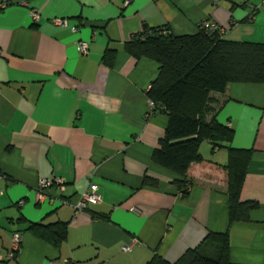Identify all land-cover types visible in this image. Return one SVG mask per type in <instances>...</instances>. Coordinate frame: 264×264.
Wrapping results in <instances>:
<instances>
[{
	"label": "crops",
	"instance_id": "1",
	"mask_svg": "<svg viewBox=\"0 0 264 264\" xmlns=\"http://www.w3.org/2000/svg\"><path fill=\"white\" fill-rule=\"evenodd\" d=\"M0 4V264H146L155 254L175 262L210 231L226 230L231 264H264V83H231L213 94L218 119L235 129L232 145L253 150L241 199L259 207L229 225L226 174L217 166L227 162V148L201 144L216 165H194L195 183L183 197L175 174L152 158L168 124L162 110L148 113L160 65L125 48L147 27L191 34L204 20L228 39L264 42L263 0ZM32 10L40 13L36 21ZM58 17L68 25H56ZM80 41H88L87 54ZM108 48L116 50L111 65L103 61ZM51 177L64 178V187L40 198L41 180ZM145 177L159 184L145 185ZM91 183L101 201L76 211ZM56 222L67 223L59 245L29 229ZM14 232L22 241L8 258Z\"/></svg>",
	"mask_w": 264,
	"mask_h": 264
},
{
	"label": "trees",
	"instance_id": "2",
	"mask_svg": "<svg viewBox=\"0 0 264 264\" xmlns=\"http://www.w3.org/2000/svg\"><path fill=\"white\" fill-rule=\"evenodd\" d=\"M256 9L246 19L251 20ZM125 48L138 59L150 58L160 65L148 96L155 109L166 113L168 124L153 151V160L175 174L174 183L186 197L195 183L192 167L203 163L216 165L200 153L201 144L209 141L213 152L226 147L228 160L217 166L226 174L228 223L249 220L259 203L242 200L241 193L253 150L232 145L235 129L231 123L218 119L213 94L225 93L231 83H264V42L228 39L216 22L204 20L191 34H175L170 26L147 27L127 41ZM115 55L116 50L108 48L103 61L111 65ZM144 184L157 186L159 182L145 177ZM66 225L32 223L29 229L59 245L66 238ZM146 264H231L229 233L210 231L177 261L169 262L155 254Z\"/></svg>",
	"mask_w": 264,
	"mask_h": 264
},
{
	"label": "built area",
	"instance_id": "3",
	"mask_svg": "<svg viewBox=\"0 0 264 264\" xmlns=\"http://www.w3.org/2000/svg\"><path fill=\"white\" fill-rule=\"evenodd\" d=\"M264 3V0H263ZM6 4H0V8L5 6ZM31 16L33 20H38L40 18V13L37 10H32L31 11ZM54 23L59 26H66L68 25V21L66 18H55ZM206 25H211L213 27H216L217 25L215 23L209 24V22H206ZM72 31L76 32L78 30L77 26L71 27ZM79 49L82 54H87L89 50V43L88 41H80L79 42ZM155 110V103L150 99V106H149V112L151 113L152 111ZM66 181L62 177H51V178H45L42 179L40 182V187H39V196L40 198H44L48 196L49 191L53 186H58V187H64ZM101 201V195L98 192V185L96 183H91L90 186L80 194V197L78 201L75 204V209L76 211H83L86 210L91 203H97ZM22 241V234L20 232H14L13 234V239H12V247L11 250L8 254V258H13L17 251L20 248V244ZM136 241V240H135ZM131 246L128 245L126 246V249H130ZM53 264V263H50ZM65 264H78L76 261L73 259H67Z\"/></svg>",
	"mask_w": 264,
	"mask_h": 264
},
{
	"label": "rangeland",
	"instance_id": "4",
	"mask_svg": "<svg viewBox=\"0 0 264 264\" xmlns=\"http://www.w3.org/2000/svg\"><path fill=\"white\" fill-rule=\"evenodd\" d=\"M236 2H238V4L240 3V4H242V6L244 5V4H246V2H248V0H235ZM252 1H256V2H259V0H252Z\"/></svg>",
	"mask_w": 264,
	"mask_h": 264
}]
</instances>
